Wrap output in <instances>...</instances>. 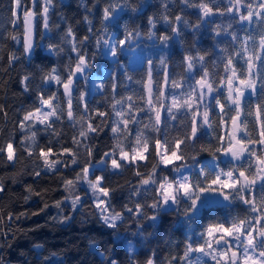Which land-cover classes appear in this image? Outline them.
<instances>
[{"label":"snow or ice","instance_id":"6c2138e0","mask_svg":"<svg viewBox=\"0 0 264 264\" xmlns=\"http://www.w3.org/2000/svg\"><path fill=\"white\" fill-rule=\"evenodd\" d=\"M30 3L31 8L24 0H13V19L9 22L22 31L13 34L0 24L5 32L3 38L20 44L22 54L29 60L39 46L36 36L39 34L43 39L60 27L50 23L55 0H30ZM79 4L84 10L82 21L87 25L86 34L78 35L75 26L61 17L66 27L60 33V43H48L45 50L57 57L67 55V62L62 68L37 66L40 106L26 111L19 122L21 131L27 130L30 135L16 147L14 137L0 141V160L14 166L21 159L17 155L19 148L24 147L29 156L35 154L36 159L43 158L42 167L47 171L56 172L60 165L80 167L78 155L69 148L61 147L58 152H53L50 146L47 150L39 149V134L59 137L55 124L63 123L66 116L70 126L79 129L72 143L77 148L83 147L88 157L72 179L62 177L65 190L69 192L65 200H70L73 210L81 204L77 188L85 184L102 222L109 228L118 229L128 213L136 218L138 234L147 240L152 233L145 235L142 221H150L156 228L162 215L176 212L189 230L181 255L170 253L159 259L153 251L144 264H264V0H160L159 9L147 17L143 31L139 25L130 27L123 15L142 12L146 6L144 0L137 3L132 0H79ZM177 6L179 11L174 13ZM188 10H195L194 21L189 19ZM217 17L229 19L227 23L223 19L218 23ZM94 19L99 20L98 28ZM234 24L240 25L239 29L234 28ZM41 26L43 32L38 33ZM203 28H208L213 40L230 37L226 46H221L225 41H217L214 47L220 54L210 62L207 60L210 51L196 44ZM186 30H191L194 40L184 51L182 72L173 75L169 72L170 45L183 46ZM145 41L159 49L156 56L144 54L148 46ZM89 48L95 50L89 52ZM68 53H74L75 58ZM105 56L114 67L106 79L102 78L99 83L93 79L92 84L97 91L111 95L110 113L93 108L84 90L94 73L101 70L97 58ZM125 56L130 62L145 66L139 70L146 79L134 80L133 72L122 62ZM237 58L243 62L242 67L237 66ZM18 59L20 57L14 52H9L8 66ZM221 65L228 75H217L215 69ZM33 75L26 73L20 81L25 92L30 90ZM125 80L141 84L146 95L135 98L134 95H121L117 99L118 88L126 86ZM52 84L58 86V91L62 88V93L51 92L45 96L46 86ZM168 88L173 91L166 92ZM221 90L225 93L222 96ZM249 96L254 99L249 100ZM137 101H142L144 106L140 107ZM0 113L7 118L2 104ZM145 113L147 123L139 118ZM97 117L102 118L99 123H95ZM173 122L180 135L169 139ZM132 125L136 126L135 130ZM161 125H164L163 140L159 135H148L160 134ZM105 128L111 132L114 143L100 159L93 160V147L84 141ZM2 135L3 129H0ZM205 135L216 144L201 142ZM202 152L210 156L207 164L197 160ZM63 153H68L70 159L64 158ZM49 156L56 158L50 160ZM221 156L228 158L224 166ZM150 157L158 158L151 161L149 171H141L138 162L149 161ZM189 159L198 167L182 163ZM161 165L175 175L164 174ZM94 166L95 172L92 171ZM126 166L133 168L134 175L140 179L129 191L131 206L126 203L122 211H117L112 206V195L122 186L111 187L107 181L109 175L122 174ZM190 167L194 170L185 175ZM34 174L39 176L40 171ZM5 188L0 182V193H4ZM27 191L30 195H40L30 186ZM149 192L152 193L151 203L132 199ZM63 203L57 201L55 206L60 208ZM237 203L245 206L243 215L233 214ZM214 205L228 209L226 215L215 216L214 213L222 209ZM145 207L153 210L151 215L144 211ZM25 215L20 213L13 217L9 213L7 219ZM3 219L0 217V223ZM67 219L70 217H64L62 222ZM34 247L43 248L40 244ZM128 251L133 252L131 242ZM55 256L56 253L43 256L42 264H48ZM0 264H4L2 258ZM108 264H118V261L110 259ZM132 264H136L134 259Z\"/></svg>","mask_w":264,"mask_h":264},{"label":"trees","instance_id":"16d2710c","mask_svg":"<svg viewBox=\"0 0 264 264\" xmlns=\"http://www.w3.org/2000/svg\"><path fill=\"white\" fill-rule=\"evenodd\" d=\"M24 2L31 8L30 0H24ZM132 2L137 3L139 0H132ZM144 4L146 6L142 12L134 15H123V20H127L130 27L139 25L142 31L146 29L147 17L159 9L160 0H144ZM13 7V0H0V24H3L8 32L15 34L22 31V29L14 28L9 22L13 19L11 13ZM178 11L179 6L173 10L174 13ZM83 15L84 10L79 4V0H55V7L50 12V23L57 24L60 27L54 29L52 33L46 35L43 39L40 38L39 34L36 36V44L39 46L36 48L31 60L25 58L22 54L23 49L20 44L3 38L5 35L4 28H0V104L4 105V110L7 112V118L3 113H0V129H3L0 141L8 137H14V147H16L20 145L26 135H30L27 130L21 131L19 122L22 121L26 111L34 110L40 106L37 100L40 71L37 66L43 68L60 66L62 68L68 59V56L64 54L60 57L50 55L45 50V46L48 43H60V33L66 27L61 17L75 26L78 35L83 36L86 34L87 25L82 21ZM96 15H99L98 10ZM188 16L190 20L194 21L195 10H188ZM216 19L218 23L221 19L224 23H227L229 18L217 17ZM77 21H80V23H77ZM93 22L98 28L99 20L94 19ZM233 27L239 29L240 25L234 24ZM160 30H164L162 26H160ZM39 32H43L42 26L38 28ZM182 39L184 40L183 46L178 43L170 45L169 72L173 75L182 72L183 54L187 48L191 47L194 34L191 30H186ZM220 40L225 41V44L221 46H226V42L230 40V37H218L213 40L212 33L208 28H203L199 33L196 40L197 47L210 51L211 55L207 57L209 62L215 60L220 54L218 49L214 47L217 41ZM144 43L148 45L144 48L145 55L156 56L159 53L158 48L150 46L151 42L145 41ZM94 50V48H89V52ZM139 51L140 49H137V52ZM9 52H14L20 57L11 66H8ZM68 55L75 58L74 53H68ZM97 59L101 70L99 73H94L90 81L84 85V90L88 93L87 101L93 108L110 113L111 108L108 105L112 102L111 95L108 92L102 93L94 89L92 80L94 79L99 83L102 78L106 79L114 66L106 56ZM122 62L128 65L130 71L133 72L135 81L142 78L146 79L139 70L145 66L131 65L134 62H130L128 56L123 57ZM236 63L238 67L243 66V62L239 58H237ZM215 71L218 76L227 75L223 71L222 65ZM29 72L34 75L30 90L25 92L20 81ZM160 76H163V72L160 73ZM124 84L125 87L118 88L117 99L121 95H134V98L135 96L146 95L141 84L126 80ZM62 91V88L58 91V86L52 84L46 86L43 94L47 96L51 92H57L59 95ZM172 91L171 88L166 89L168 93ZM224 94L221 90V96ZM105 96H107V99H105ZM248 99L253 100L254 98L249 96ZM61 100H63V97H61ZM212 102L214 103V101ZM137 104L140 107L144 106L142 101H137ZM62 107H66V105L62 104ZM90 114L94 115V113ZM164 115L166 116V113ZM139 118L143 119L145 123L148 122L146 113L141 114ZM101 119L97 117L95 123H99ZM175 123L173 122V128L169 130V139L180 135V132L175 128ZM70 124L71 122L67 120L66 116L63 123L56 122L55 127L60 133L59 137L41 132L38 136L39 149L47 150L50 146L53 152H58L61 147L69 148L78 155L80 167H82L88 157L83 147L77 148L72 143V137L78 133L79 129L78 126L73 128ZM39 127L42 128L43 126L40 125ZM131 127L135 130L136 126L132 125ZM161 129L160 134L148 133V135H159L163 140L164 125H161ZM50 140L51 144L49 143ZM209 141L213 145L216 144V141L207 135L202 138L201 142ZM84 143H88L93 147V160H98L102 157L103 152L109 151L114 141L109 129L105 128L104 131L92 135L90 140L84 141ZM188 151L190 152L191 149H188ZM17 155L21 159L14 166L10 162L0 160V182H3L6 186L5 192L0 193V217L4 218L3 222L0 223V230H2V233L7 234L0 233V245H2L0 246V258L3 259L4 264H42V257L51 253H56V256L52 257L48 264H108L110 259H116L118 264H132L133 259L136 264H144L146 258L153 251L157 253L159 259H163L170 253L182 254L183 242L190 233L187 227L181 223L182 217L178 213L171 212L162 215L156 228L151 226L150 221H142L145 235L152 233V235H148L147 240L138 234L136 218L130 217L128 213H125L126 219L119 225L118 229L109 228L102 222L92 199L87 193L85 184H80L77 188V194L81 197V204L75 210L72 209L70 200H65L69 192L65 190L62 177L72 179L80 171V167L77 165H70L69 167L60 165L58 171L52 172L42 167L43 158L36 159L35 154L29 156L24 147L19 148ZM63 157L70 159L68 153H63ZM55 158V156H49L50 160ZM153 159H157V157H150L149 161H139L140 170L149 171ZM208 159H210V156L207 152H202L197 157L201 164H207L205 161ZM220 159L223 162L222 166L227 164L228 159ZM182 163L197 167L196 162L190 159ZM161 169L166 175H175L174 173L170 174L164 166H161ZM35 171H40V175L36 176ZM92 171L95 172L96 169L93 168ZM96 174L100 173L96 172ZM139 179L134 175V169L127 166L122 174L109 175L107 181L109 186H122L118 187L112 195V206L117 211H122V206L126 203L131 206L128 199L129 191L132 185L138 183ZM29 186L34 193H40V195H30L27 191ZM28 196L30 198L26 200L25 197ZM132 199L146 200L147 203H151L152 193L149 192L143 197H133ZM57 201H64L60 208L55 206ZM45 204L48 207H45ZM214 207L222 209L214 213L218 217L226 215L228 211L222 205H214ZM244 210L245 206L237 203L233 209V214L243 215ZM144 211L151 215L153 210L145 207ZM9 213L13 217L18 216L20 213H26L27 215L21 216L19 219L8 220ZM33 213L37 214L33 215ZM64 217H70V219L62 222ZM170 241L174 243L170 244ZM129 242L133 246V252L131 253L128 251ZM36 244L42 245V250H37L34 247ZM100 253L104 255L101 256Z\"/></svg>","mask_w":264,"mask_h":264},{"label":"rangeland","instance_id":"374dc122","mask_svg":"<svg viewBox=\"0 0 264 264\" xmlns=\"http://www.w3.org/2000/svg\"><path fill=\"white\" fill-rule=\"evenodd\" d=\"M21 15H22V13H21ZM131 65H138V64L134 62V63H132ZM227 75H228V74H227ZM96 82H97V81H96ZM97 83H98V82H97ZM44 110H45V111H49V109H47V108H45ZM157 158H158V157H157ZM221 158H222V159H228V158L223 157V156H221ZM209 160H210V159L206 160L205 162L208 163ZM161 166H163V165H161ZM197 167H198V166H197ZM93 168H95V166H94ZM191 170H193V168L190 167L189 169H187V170L184 172V174H185V175H188V174L191 172ZM86 186H87V185H86ZM87 193L89 194V197L92 199L90 191L87 190ZM92 201H93V199H92Z\"/></svg>","mask_w":264,"mask_h":264}]
</instances>
